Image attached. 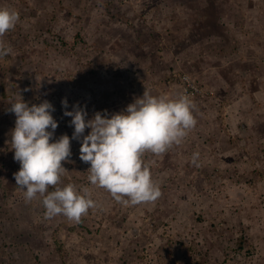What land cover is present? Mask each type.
<instances>
[{
	"label": "rangeland",
	"instance_id": "1",
	"mask_svg": "<svg viewBox=\"0 0 264 264\" xmlns=\"http://www.w3.org/2000/svg\"><path fill=\"white\" fill-rule=\"evenodd\" d=\"M19 13L0 58V264H264V0H0ZM196 127L145 163L162 196L136 206L88 180L80 141L58 187L88 188L80 223L45 218L14 174L9 101H49L53 140L74 131L68 110L124 111L146 90L175 99L182 76ZM22 96V97H21ZM90 129L85 130V135ZM199 153L198 165L191 163ZM54 188H49L53 191Z\"/></svg>",
	"mask_w": 264,
	"mask_h": 264
},
{
	"label": "clouds",
	"instance_id": "2",
	"mask_svg": "<svg viewBox=\"0 0 264 264\" xmlns=\"http://www.w3.org/2000/svg\"><path fill=\"white\" fill-rule=\"evenodd\" d=\"M19 20L16 10L0 7V58L13 52L4 37ZM8 103L16 117L10 133L14 160L20 164L14 174L16 185L24 189L26 202L42 198L46 219L64 216L73 223H80L97 203L88 188L81 192L72 184L58 187L66 171L62 162L72 155V139L80 141L81 161L90 164L91 185L126 205L155 204L162 191L144 161L145 154H165L180 145L198 123L195 102L188 95L169 99L145 89L124 111L110 116L96 112L91 119L78 106L68 110V102L63 100L64 115L71 117L74 131L71 138L64 134L53 140L58 122L49 101L29 105L22 98ZM86 129L90 131L85 135ZM199 157L198 152L193 153L191 163L199 166ZM50 187L54 190L49 191Z\"/></svg>",
	"mask_w": 264,
	"mask_h": 264
},
{
	"label": "built area",
	"instance_id": "3",
	"mask_svg": "<svg viewBox=\"0 0 264 264\" xmlns=\"http://www.w3.org/2000/svg\"><path fill=\"white\" fill-rule=\"evenodd\" d=\"M182 82L184 85L183 91L184 95H188L189 97H194L202 92L204 90L199 86L196 81L188 74H184L182 76Z\"/></svg>",
	"mask_w": 264,
	"mask_h": 264
}]
</instances>
